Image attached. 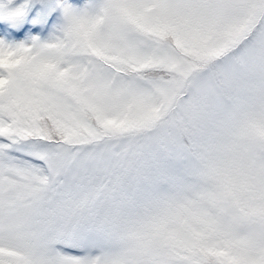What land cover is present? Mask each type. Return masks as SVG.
<instances>
[{
    "label": "snow or ice",
    "instance_id": "snow-or-ice-1",
    "mask_svg": "<svg viewBox=\"0 0 264 264\" xmlns=\"http://www.w3.org/2000/svg\"><path fill=\"white\" fill-rule=\"evenodd\" d=\"M0 15V264H264V0Z\"/></svg>",
    "mask_w": 264,
    "mask_h": 264
},
{
    "label": "rangeland",
    "instance_id": "rangeland-1",
    "mask_svg": "<svg viewBox=\"0 0 264 264\" xmlns=\"http://www.w3.org/2000/svg\"><path fill=\"white\" fill-rule=\"evenodd\" d=\"M7 4L8 7H16L20 5L23 0H0ZM69 3L73 4L77 7H83L88 0H68ZM3 17L0 15V26H2L3 30H0V40H4L9 43H19V42H31V38L37 36L40 38L41 41H46L49 39L51 35V30L46 32H40L36 29L42 27L39 24H32L31 21L28 23L31 25L32 31H22L23 29V22H13L10 20L1 19Z\"/></svg>",
    "mask_w": 264,
    "mask_h": 264
}]
</instances>
